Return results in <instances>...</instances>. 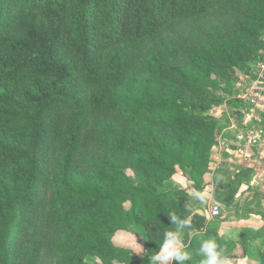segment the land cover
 <instances>
[{
	"label": "trees",
	"instance_id": "1",
	"mask_svg": "<svg viewBox=\"0 0 264 264\" xmlns=\"http://www.w3.org/2000/svg\"><path fill=\"white\" fill-rule=\"evenodd\" d=\"M262 58L264 0H0V264H148L113 239L139 225L151 255L169 212L190 264L227 251L164 184L205 188L215 109Z\"/></svg>",
	"mask_w": 264,
	"mask_h": 264
},
{
	"label": "crops",
	"instance_id": "2",
	"mask_svg": "<svg viewBox=\"0 0 264 264\" xmlns=\"http://www.w3.org/2000/svg\"><path fill=\"white\" fill-rule=\"evenodd\" d=\"M218 111L217 116L227 121L223 122L218 141L212 149L210 170L204 175V189H211L213 198L207 204L193 199L189 193L194 188L185 183L180 172L165 181L164 186L186 200L194 212L206 217L205 226L199 231L201 235L211 231L220 242L231 244L226 254L232 258L233 264H264V136L257 146L249 148L239 144L235 139L237 129L231 126L230 107L221 104ZM237 117L239 123V114ZM257 125L264 128V114ZM237 126L240 127L239 124ZM230 194L234 200L227 204L226 198ZM212 205L219 206V215H210ZM137 226L141 227L133 225L117 232L115 237L121 236L126 242L114 243L139 255L135 236H127ZM225 234L230 235L225 238ZM188 246L184 244L185 248Z\"/></svg>",
	"mask_w": 264,
	"mask_h": 264
},
{
	"label": "built area",
	"instance_id": "3",
	"mask_svg": "<svg viewBox=\"0 0 264 264\" xmlns=\"http://www.w3.org/2000/svg\"><path fill=\"white\" fill-rule=\"evenodd\" d=\"M228 98L238 103L229 115L233 118L231 126L237 129L235 139L239 144L249 148L257 146L264 136V128L257 125L264 114V58L257 59L250 68L237 74L233 92ZM222 105L227 103L224 102ZM218 112L216 107V115ZM238 114L241 118L239 123L236 120L239 118ZM238 124L240 127L237 126ZM209 212L211 216L219 215V206L212 205Z\"/></svg>",
	"mask_w": 264,
	"mask_h": 264
},
{
	"label": "clouds",
	"instance_id": "4",
	"mask_svg": "<svg viewBox=\"0 0 264 264\" xmlns=\"http://www.w3.org/2000/svg\"><path fill=\"white\" fill-rule=\"evenodd\" d=\"M189 195L200 204H207L214 193L211 189H194ZM167 217L170 225L174 227L162 233L161 243L155 253L148 255L147 251L144 252L148 257V264H171L173 261L177 264H190L193 257L184 247L183 236L186 229L192 228L191 220L175 212H169ZM229 235L225 234V238ZM198 255L201 257L199 264H233L232 258L226 254V249L221 247L215 238L201 239Z\"/></svg>",
	"mask_w": 264,
	"mask_h": 264
},
{
	"label": "rangeland",
	"instance_id": "5",
	"mask_svg": "<svg viewBox=\"0 0 264 264\" xmlns=\"http://www.w3.org/2000/svg\"><path fill=\"white\" fill-rule=\"evenodd\" d=\"M243 71H245V70H243ZM243 71H242V69H237L236 72H237V74H239V73H242ZM220 93H221V91H220ZM127 206H128V203H127ZM132 235L135 236V238H136L135 240H136L137 244L139 245V251H140V248H143L142 251H140V252L138 251L139 252V255L140 256H145L144 255V252L147 251V246H146V241H147L146 231L143 228L137 226V227H135V229H133L132 231H130V233L127 236H132ZM116 237H117V239H116ZM116 237H115V241L114 242H116V243L117 242H122V241L123 242H126V241H124L126 239L121 238V236H119V237L116 236ZM143 245H144V247H143ZM89 260L93 261L92 258H89ZM173 263H174V261L172 262V264ZM114 264H118V263H114Z\"/></svg>",
	"mask_w": 264,
	"mask_h": 264
}]
</instances>
